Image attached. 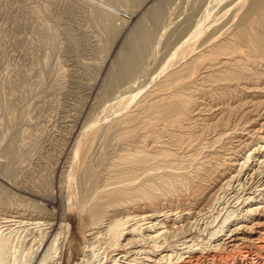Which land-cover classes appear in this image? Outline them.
<instances>
[{
  "label": "rangeland",
  "instance_id": "obj_1",
  "mask_svg": "<svg viewBox=\"0 0 264 264\" xmlns=\"http://www.w3.org/2000/svg\"><path fill=\"white\" fill-rule=\"evenodd\" d=\"M209 1L0 0V222L3 223H0V233L4 231L6 234L3 235H10L9 231L14 232L10 235V242L14 247L29 248L32 239L30 233L39 230L35 226H29L36 223L32 222V219H42V222L50 220L51 232L47 231L48 242L52 241L51 238L57 240V235L59 242H63V238L61 239L63 230L61 231L59 221L67 217L64 192L66 174L68 175L66 171L67 169L70 171L73 153L76 150L73 145L79 144L82 132L90 131L102 114L114 110L111 106L121 105L132 95L142 93L134 102L124 106L123 113V110H120V119L113 124L114 126L110 123L103 127L94 138L91 148L86 149L81 155L79 162L81 171L78 170V173L85 174V170L90 168L96 175L94 190L98 192L108 187L107 190L112 191L111 195L109 194L110 198L119 201L117 207L108 209V214L118 220L122 213L123 217L130 213L133 207L142 206L141 202L143 206L147 205L145 201L132 196V189L144 181L147 183L151 180L159 186L158 191L153 192V196L160 200V205L168 208H174L179 199L189 196L192 188L202 183L204 170L201 168L213 166L214 162L209 161L212 154L209 153L219 150L217 146L216 150L215 148L208 149L209 152L206 150L209 146L208 140L212 138L211 134L209 137L206 135L207 128L212 122H208L209 118L207 119L206 115L209 113L206 111L201 112L204 114L200 115L201 119L197 118V110L202 111L206 105L222 103L217 100V96L222 95L224 91L220 88L221 90L217 89L216 92L208 83H204L203 86L204 84L199 81L190 86L191 91L189 85L182 86V81L178 87L164 90L161 84L166 78L165 75L159 74L171 62L178 44L183 43L185 37H190L200 12L202 13ZM216 10H219V7ZM132 59L136 62L133 68L126 72L125 68L126 66L128 68ZM176 65L173 64L171 69L175 70L178 67ZM168 90L171 92L166 94ZM198 92L201 94H197ZM170 94L191 96L197 106H202L199 110V107L193 105L195 109L193 113L179 116L184 120L173 116L174 120L172 118L171 120L177 123L170 121L169 118L168 121L171 122L169 126L166 121L149 124L151 119L157 116L154 103L162 97H170ZM120 99L123 100L119 101ZM123 114L127 116L124 117ZM202 140L207 142L204 143ZM192 148H195V151H192ZM137 157L144 158L145 161L130 164L129 159ZM90 162L92 165H89ZM206 162H209L208 166L204 165ZM202 164L205 167H201ZM188 165H192V169ZM148 173L149 175H146ZM165 173H171L173 177L186 175L188 186L173 193L168 191L169 187L164 184L167 179L160 178ZM176 180L181 181V178ZM91 194L87 195L86 201ZM98 196L100 201H105L103 198L106 195L101 193ZM5 218L8 223H4ZM70 219L74 221L73 217ZM87 219V215H82L79 221L75 218L77 225L82 226H79L81 232L85 233L84 246L91 245L90 243L95 242L94 237H98L92 236L84 229L89 221ZM82 259L83 257L80 260Z\"/></svg>",
  "mask_w": 264,
  "mask_h": 264
},
{
  "label": "bare ground",
  "instance_id": "obj_2",
  "mask_svg": "<svg viewBox=\"0 0 264 264\" xmlns=\"http://www.w3.org/2000/svg\"><path fill=\"white\" fill-rule=\"evenodd\" d=\"M218 7L219 10H216ZM199 15L197 23L194 24L196 26L193 32H190V37H185L186 40L178 44V48L175 51L173 50L171 62L167 66L165 65L166 67L161 73L159 71V75L163 74L166 78L164 82L161 81L163 82L161 85L164 90H167L174 88V86L178 87L181 81L182 86L189 85V87L195 85L197 81L203 84L208 83L213 90L218 89L219 91L222 88V91H224L222 95L217 96V100L219 99L218 101L222 102L220 104L223 106L217 109L221 106L220 104H210L206 105L201 111L200 107L202 105L197 106L191 96L170 94V97H162L158 102H153L157 116L151 119L149 124L155 122L159 124V121H166L169 126L170 121L174 122L173 116L183 117L193 113V110H195L193 105L199 107L200 110H197V118L204 115L201 112L206 111L209 113V115H206L207 119L209 118V121H207H211L212 124L208 125L207 134L204 133L207 136L211 134L212 138L207 139L209 146L205 145L206 150L208 151V149L217 146L219 151L209 153L212 154L209 161L214 162L213 166L206 169L201 168V170H204V172L202 171V183L193 187L189 196L179 199L178 204H174V208H168L160 205V200H156L153 196V192L158 191L159 186L152 183L151 180L147 183L144 181L132 189V196L137 200L145 201L147 205L143 206V202H141L142 206L138 204L140 207H133L132 210L129 208L130 213H126L123 217L122 213L118 220L108 214V209L117 207L119 201L110 198L112 191L107 190L108 187L100 189L98 192L94 190L96 175L90 168L85 170V174L78 173V170H80L79 162L81 161V155L86 149L91 148L94 138L99 135L103 127L118 122L121 114L120 110H123V113L124 106H128L132 101L134 102L137 99L136 97L142 93L132 95L127 100L125 98L126 101L122 102L123 104L119 102L121 105L111 106L112 110L114 109L113 111H105L106 113L102 114L90 131L82 132L81 129L83 134L81 133V138L79 136L80 142L77 146L76 143L73 145L76 150L73 153L74 156L72 155L70 171L68 172V169L66 171L68 175L66 174L67 183L64 194L66 200L65 217H73L74 221L70 218L67 219V217L59 221V226L62 227L61 231L63 230L61 235L63 242H59L58 235L57 240L51 238L52 241L48 242L49 238L47 237L49 234L47 231L51 228L50 220H43L44 222H42V219H32V222L36 221V223L29 221L31 223L29 226H35L39 230L34 233L31 232L32 229L29 230L31 232L30 236L32 234L29 248L21 249L11 244L10 235H13L11 233L14 232H8L6 229V232L10 235H3L4 231L0 233V264H264V0H210ZM135 62L134 59L130 61L128 68L127 66L125 68L126 72L133 68ZM173 64L178 65L175 70L171 69ZM164 71L165 73H162ZM150 83H152V80ZM168 92L171 91H166V94ZM125 93L127 92L125 91ZM161 95L163 94L161 93ZM123 115L125 117L126 114ZM128 116L130 115L128 114ZM169 118L170 121H168ZM195 122L197 123V121ZM197 139H200V137ZM203 140L202 142L205 141ZM76 142L78 143V141ZM195 143L193 144L195 145ZM142 146L144 147V145ZM226 146H228L227 149H224ZM194 149L192 148V151H195ZM144 156L148 155L144 154ZM140 157L129 159L130 164L144 162L145 157L143 159H140ZM189 157L191 158V156ZM199 157L197 161H199ZM207 163L209 162L204 165ZM89 165H92L91 162ZM204 165L202 164L201 167ZM189 167L192 169V165ZM153 169L155 171V168ZM197 169L196 167L195 170ZM146 175H149V173ZM160 178L167 179L164 184L169 187L168 191H172V193L188 186V179L184 174L181 177H173L171 173H165ZM177 178H181V181H177ZM199 178L201 179V177ZM199 178L198 180H200ZM133 182L135 184V181ZM166 186L164 185V187ZM109 187L113 188L114 186ZM166 192L164 193L166 194ZM89 193L91 197L86 201ZM101 193L106 195L103 198L105 201H100L98 195ZM62 199L64 200V198ZM114 212L111 214L113 215ZM82 215H87V220H89L87 226L84 224L86 227L83 228L87 232L89 231L92 236H98L94 237L95 242L90 243L91 245L88 246L83 244L85 233L81 232L80 224L77 225L75 222V218L78 220ZM23 222L25 221L23 220ZM82 222L84 223L83 220ZM4 223H8L6 218ZM49 232L51 231L49 230ZM82 257L83 259L80 260Z\"/></svg>",
  "mask_w": 264,
  "mask_h": 264
}]
</instances>
